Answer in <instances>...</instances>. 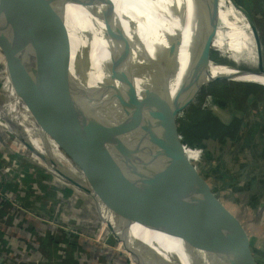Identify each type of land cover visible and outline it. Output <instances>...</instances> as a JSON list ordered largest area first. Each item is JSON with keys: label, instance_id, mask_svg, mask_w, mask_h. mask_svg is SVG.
<instances>
[{"label": "water", "instance_id": "95a60500", "mask_svg": "<svg viewBox=\"0 0 264 264\" xmlns=\"http://www.w3.org/2000/svg\"><path fill=\"white\" fill-rule=\"evenodd\" d=\"M13 1L0 0V30L4 39L3 42L0 40V49L5 56L11 82L31 110L39 129L80 168L87 179V185L67 178L59 169L56 171L77 192H83L93 199L101 223L107 227L130 261L133 264H168L164 255L138 240L131 230L134 223L132 210L138 201L140 188L155 175L158 168L160 147L156 146L158 149L151 154L153 159L149 165L145 161L163 120L167 146L162 151L167 150L171 176L176 172L183 187L201 200V206L195 208L184 197L180 188L176 195L168 193L163 210L164 219L172 226L176 219L178 226L186 230L188 236L194 237L190 226L200 227L203 224L204 211H209L218 224L219 250L226 252L229 264H241L233 247L226 242L225 234L235 237L239 243L238 248L244 251H248V239L189 164L184 144L177 140L178 135L173 127L178 113L176 110L180 111V107L168 110L158 81L157 61L150 57L137 36L131 40L120 21L117 22V27L113 17L103 16L110 36L115 37L121 33L122 50L114 76L106 86L89 88L88 91H81L82 95L74 93L76 99L71 101L67 96L69 89L61 87V83H65L62 76L66 73L52 75L48 63V51L58 42L55 35H48L51 22L58 19V28L64 34L70 35L65 30L64 15L57 0H32L23 16L17 11ZM230 1L251 27L259 54V72L224 67L264 75V48L258 27L245 8L235 0ZM217 8L218 0L203 2L204 20L199 23L192 39L193 45H202V54L196 57V62L191 66L212 65L208 62V53L217 32ZM21 18L24 25L20 23ZM23 26L29 29H21ZM22 32L26 38L21 35ZM197 36L199 40H196ZM179 41V36H176L165 55L167 58L158 55L155 59L173 65L174 51ZM81 60L78 59L81 68L85 70L86 63ZM68 78L67 83L73 84L75 79L71 76ZM215 81L246 83L194 75L183 82L180 96L185 103L180 106L187 107L202 85ZM40 156L47 164L56 166L43 155ZM157 211L158 205L151 203L146 215V229L155 230ZM186 211L187 214H184ZM198 236L205 246L204 253L212 257L214 253L208 246L206 234L201 232Z\"/></svg>", "mask_w": 264, "mask_h": 264}, {"label": "crops", "instance_id": "0c3cea01", "mask_svg": "<svg viewBox=\"0 0 264 264\" xmlns=\"http://www.w3.org/2000/svg\"><path fill=\"white\" fill-rule=\"evenodd\" d=\"M99 1L102 2V0ZM104 1L116 6V24L117 21L127 22L123 25L124 32L127 33L125 30L129 27L135 28L139 39L142 36L136 27L145 25L148 27L158 26L161 29L171 27L173 30L163 32L171 43L176 36H179V39L184 40V42L189 41L191 43L190 38H193L194 32L199 28V23L204 20V13L202 14V12L205 0ZM220 1L218 0L216 18V33L219 36L216 37V41L221 40L226 48L230 45L233 46L236 41H238L236 44L242 45L254 42L251 27L244 15L241 13L243 16L241 26L235 27L230 16L220 14V11L228 12L232 9V2L225 0L226 2H223L226 4L220 7ZM156 16H161L166 23L161 22L160 26L157 23L160 20L154 22L153 18ZM128 37L130 38L129 35ZM196 40H199L198 36ZM247 53L249 54V52H246L247 57L251 56ZM229 54L231 53L229 52ZM7 79L10 80L8 92L9 96L14 97L13 103H15L16 98L19 99L23 105L19 109L25 115L33 118L31 110L18 95L9 75ZM215 104L219 111H225L223 109L225 106L232 111L229 104L223 106V101H216ZM15 105L16 107L19 106L18 103ZM246 107L247 111L243 114V121L250 120L251 123H260L263 120L261 116L263 106L260 102H251ZM253 111L257 112V116L252 114ZM0 117L4 118L1 113ZM233 118L232 116L231 120ZM229 120L227 119L225 122L229 124L231 122ZM50 140L51 145L53 143L55 147L52 145L53 149H51L49 145V153L55 159L57 166L64 168L63 163L68 162L72 166L68 167L69 171L71 168L74 169L67 154L61 152V148L52 139ZM4 149L10 150V147L6 146ZM53 150L58 155L60 153L65 159L58 161ZM184 151L189 164L243 231L241 222L236 218L228 204L219 197L217 191L236 190L237 194L240 195V200H247L250 204L249 208L254 212L261 203L264 204V132L258 131L252 135L248 129L245 135L235 140L228 138L223 140L208 139L204 143L194 146L184 144ZM188 152H192L193 160L189 158ZM78 169L80 170V168ZM61 171L68 176L67 178L76 179L82 185H87V179L81 170L83 180H79L71 174L73 170L70 172ZM46 176L39 171L29 177V180H34L40 187L37 194L41 200L40 204L35 203L33 198L24 191L23 193L18 191L16 185L8 186L3 192L5 193L4 197L0 195V264H125L124 261L118 260L122 255L117 250L114 251L99 243L100 240L108 237L109 230L102 225L97 211L94 210L93 199L89 196L92 200L93 209H91L90 200L84 196L86 194L74 192L66 186V178H62L60 181L49 175V177ZM233 186L236 188H232ZM57 193H59L58 197L56 196ZM56 201L62 205L67 216V221L59 232L51 220L55 216ZM74 202L82 205L77 211H73ZM15 204L20 210L24 207L30 208L32 216L29 214L30 212L20 211L14 206ZM236 204L242 205V207H237L238 209L244 207L242 202ZM245 211H247L246 208ZM244 234L246 235L245 232ZM66 239L70 241L72 246L63 253L61 242L63 240L67 242Z\"/></svg>", "mask_w": 264, "mask_h": 264}, {"label": "bare ground", "instance_id": "6f19581e", "mask_svg": "<svg viewBox=\"0 0 264 264\" xmlns=\"http://www.w3.org/2000/svg\"><path fill=\"white\" fill-rule=\"evenodd\" d=\"M31 1L14 0L13 2L17 11L23 16ZM72 1H75V4ZM107 4H109V7L99 0H57V5L64 15L70 35L64 34L58 28L60 24L58 19L51 22L49 26L48 35H55L58 39L54 48L48 51L51 74L66 73L74 79L80 78L82 92L100 85H108L120 60L122 50L121 33L119 32L115 37L108 34V27L103 16L110 15L113 17V11L110 9L112 3ZM9 14L12 15L11 12ZM23 22V18H21V25L25 24ZM21 29L29 28L23 26ZM109 38L114 39V41ZM149 54L157 61L156 70L160 87L168 83L190 79L194 75L220 77L230 81H245L246 83L264 85V75L257 73L236 71L230 67H224V65L195 67L187 63V56H178L173 65H167L155 59L158 54ZM79 58L82 59L83 63H86L85 70L81 68ZM164 127V121L162 120L155 143L147 153L148 158L145 163L149 165L153 159L151 154L160 147L157 171L140 188L138 201L132 210L131 216L134 221L131 228L132 233L138 240L145 242L164 255L168 264H191L189 258L194 255L198 257L202 264H229L226 252L218 248L220 247L219 228L214 216L209 211H204L203 224L200 227L189 225L194 237L188 236L186 230L178 226L176 219L173 220L175 223L173 226L169 224V221H166L167 219H164L163 210L167 194L172 192L176 195L179 188L184 193V197L190 200L191 205L195 208L201 206V201L197 196L183 187V183L175 171L171 176L167 150L164 148L165 150L162 151V148L167 146ZM151 203L158 205V215L154 224L155 230L146 229L145 227L146 215ZM184 214H187V211ZM181 225L182 221L180 222ZM201 232L205 233L208 238V246L214 253L212 257L204 253L205 246L198 236Z\"/></svg>", "mask_w": 264, "mask_h": 264}, {"label": "rangeland", "instance_id": "374dc122", "mask_svg": "<svg viewBox=\"0 0 264 264\" xmlns=\"http://www.w3.org/2000/svg\"><path fill=\"white\" fill-rule=\"evenodd\" d=\"M223 1H225V0L220 1L221 2L220 7H222L223 5L226 4ZM102 2L106 3V5L109 7V4H107V2H105L104 0H102ZM237 2L239 3V5L241 7L247 9L248 13L252 17L253 21L255 23L257 22L256 25H259L260 31H261L260 37H262L261 39L264 40V0H237ZM72 3L75 4V1H72ZM110 9L113 11L112 16H114V21L116 23V20H117V18H116V6H114L112 4V8L110 7ZM220 14H223V15L227 14V17L230 16L233 20V21L232 20L231 21L233 22L235 27L241 26L240 24L242 22L243 16H242L240 11H238L236 8H234V6L228 12H226V11L221 12L220 11ZM158 20H160V21H158ZM162 20L163 19L161 16L160 17L156 16L153 18V21L154 22L158 21L157 23H159L160 26H161V22L166 23L165 20H163V21ZM117 22H119V21H117ZM120 24L124 25V24H127V22H125V21L120 22ZM64 27H65V30L70 33V30L68 29L65 20H64ZM122 27L124 29V26H122ZM136 29L139 31V33H141L140 35L142 36L141 39H139V38H137V39H139L141 45L143 46V48L148 53L158 54L161 56L166 55L169 47L171 46V41L168 39L167 36L164 35L163 32H168L165 30L171 31V30H173V28L167 27V28L161 29L158 26L148 27L145 25H143V26L139 25L136 27ZM125 31L128 33L130 38L132 37L131 39H133L134 36H137V32H136L135 28L129 27ZM2 34H3L2 30H0L1 42H3V40H4ZM191 34H193V33H191ZM21 35L24 36V38H26L25 37L26 35L23 32L21 33ZM216 36H217V33L212 40L213 43L211 44L210 51L208 53L209 54L208 62L210 64H212V65H226V66H232V67L237 68V69L247 70L250 72H259V54L257 51L256 43L254 45L256 47H254L251 44L252 42L247 43V44H243V45L239 44V43L236 44L238 41L234 42L233 46L230 45L229 47L226 48V50H228L227 51L228 54H229V52L231 53L230 58H228L226 55H223L216 48L217 46L215 47L214 42H215ZM190 39H191V47L185 48L183 51L180 50L183 41L181 43L179 41V45H178L177 49H175V51H174L175 57L172 61L173 63H175L176 58L178 56H181V57L187 56L188 57L187 63L193 64L194 62H196L195 61L196 57H198L202 54V48H201L202 45L200 43H196V45H193L192 44L193 38H190ZM262 45H263V43H262ZM263 48H264V45H263ZM246 52H249L250 55H254V56L256 55L255 56L256 58L252 57V59H251L250 56L247 57ZM263 52H264V50H263ZM163 58L165 59L166 57H163ZM263 58H264V53H263ZM6 64L7 63H6L5 56L3 55V53L0 49V113L4 117V118L0 117L1 122L3 123V125L7 129H9V128L12 129V127L15 125L18 127V124H22L23 122H24L23 124H26V123L31 124V125H33V127L36 125L35 129L37 130V133L40 136L43 135V134H40V133H43V131L41 129H39V126L37 125L35 120L32 117L25 115V113H23L19 109V108H22V106H23L21 101L16 98L15 103H13L14 97L9 96V92H8L9 88L8 87L10 84V80L7 79L8 75H9V69H8ZM208 78H216V77H208ZM62 79L65 83H61V87L65 88V89H69V91L67 92L68 93L67 96L71 101H75L77 93L79 95H82L81 94L82 93L81 92L82 81L80 78L75 79L73 84L67 83L69 78L66 74H63ZM187 80H189V79L180 81L179 83L178 82L168 83V84L161 86L163 98H164V101L166 102V104L168 106V110H172V108H175L177 106L180 107V111L176 110V113L177 112L178 113H177V117L174 120V126L173 127H174L176 134L178 135L177 140L183 142V144H186L185 141L187 140V137H186V135L183 134V131L189 129V127L194 128L193 124H195V123H194L193 118L196 115V111H197V114H198V111H200V110H201V112L203 111L202 113L209 112L210 115H212L213 117L217 116L222 121H226L227 119H230L229 121H231V122L234 120V118H239L240 114L243 113L241 111H237V113H239V114L234 115V113H236V112H234V108L232 106L233 104L227 99L229 97L224 96L226 94L223 93V91H221V90L219 91L218 94L214 93L216 91V87H213L212 85H213V83L219 82V81H215L211 84H207L204 86L202 85L200 87V89L197 91L198 93L196 94L194 99L190 101V103L187 105V107L186 106L185 107L180 106V105L185 103V101H182V98L180 96V93H181L180 89L183 85V82L187 81ZM229 83H235V82H229ZM245 84H247V83H245ZM248 84H254V85L264 87V85L257 84V83H248ZM66 85H69L70 87H68ZM74 93H76V94H74ZM224 97H226V98L224 99ZM184 100H185V98H184ZM216 101H223L224 104H229V107H232V111L229 112L228 108H226L225 111H219L216 108V104H215ZM17 103L19 105L18 107H16V105H15ZM252 114L257 116L256 111H253ZM232 116L234 118L231 120ZM204 117H207V116L205 115ZM196 118L197 117L195 116V119ZM9 120H11V121H9ZM195 122H197V120H195ZM252 127L253 126H250L249 128H252ZM2 135L4 138H6L4 133H2ZM48 139H49V137H48ZM50 139L48 140L47 145L48 146L50 145L51 149H53L52 145H53V147H55V145L53 143L51 145ZM61 152H64V151L62 150ZM54 153H55V156H56L58 161H60L61 159H65L64 156H62L60 153H59V155L55 151H54ZM188 156L190 159L193 160L192 152H188ZM67 157L69 158L68 155H67ZM63 164H64V168L62 166H60V167L58 166L60 171L66 170L67 172H70L73 170L71 174L75 175L77 177V179L83 180L81 178V175H82L81 171L73 164V162H72V164L74 166V169L71 168L70 171H69L68 167H72V166L68 162H65ZM225 186H227L226 183H225ZM232 188H236V187L233 186ZM79 194H81V193H79ZM217 194L219 195V197L222 198V200L226 204H228L230 209L235 213L234 215L241 222L242 227H243V231L246 233V237H247L248 242H249L248 251H244L243 249L238 248L239 243L235 240V237H232L225 232L226 233L225 234L226 235L225 240L228 244H231L230 246L233 247L234 254L239 259V262L241 264H264V204L261 203V205H259V207L254 212L252 209L249 208L250 204L247 200H240V195L237 194L236 190H231V191L220 190V191H217ZM81 195H83V194H81ZM84 196L88 200H90L89 206H91V209H93L91 198L88 195H84ZM240 202H242L244 204V207L242 209L237 208V207H242V205L236 204V203H240ZM74 205H73V211H77L82 207V205L80 203L74 202ZM245 208L247 209V211H245ZM94 210L96 211L95 206H94ZM254 214L256 215L255 219L253 218ZM228 240H229V242H228ZM111 243L115 246L114 239H111ZM123 255L124 256H121V258H118V260L121 262L124 261V263H126L128 258H125V257H127L125 254H123ZM189 260H190L191 264H202L196 255L190 256Z\"/></svg>", "mask_w": 264, "mask_h": 264}, {"label": "built area", "instance_id": "2783aa9c", "mask_svg": "<svg viewBox=\"0 0 264 264\" xmlns=\"http://www.w3.org/2000/svg\"><path fill=\"white\" fill-rule=\"evenodd\" d=\"M23 123L18 124V127L15 125L12 127V129L9 128L11 130L10 131L3 125L0 119V195L4 197L5 193L3 192H5L7 187L10 185H16L18 191H22V193L24 191L28 196H31L33 198L35 203L40 204L41 200L37 195L40 187L34 180H29V177L32 174L38 173L39 171H41L44 175H47L46 177L51 176L55 180L61 181L62 177L56 171L58 170L57 163L49 153L50 149L47 145V142L49 140L48 137L44 133H40L43 134L40 136L35 129V124V126L33 127V125L31 124ZM2 133L5 134L6 138L3 137ZM6 146H9L10 150L4 149V147ZM40 155H43L50 162L52 161L53 163H55L56 166L54 167L47 164ZM65 183L66 186L71 188L74 192L77 191L73 187H71L68 181H66ZM56 196L58 197L59 193H57ZM14 206L18 208L16 204ZM29 209H26L24 207L19 210L22 212H30L29 214L31 215L32 212ZM51 220L54 226L57 227L58 232L63 229V225H65L67 221V216L64 213V209L58 202L56 203L55 216ZM103 226L107 228L105 225ZM65 228L67 229V227ZM69 229L71 228L69 227ZM111 239L114 238L109 232L108 237L104 240H100L99 243L114 251L117 250V252L122 256H124L123 254H125L127 256L125 258H128L125 264H133L130 261L128 255L123 252L119 244L116 243V240L114 239V246L111 243ZM66 240L67 242H65L64 240L61 242V250L63 253H65L72 246L70 241L68 239Z\"/></svg>", "mask_w": 264, "mask_h": 264}, {"label": "trees", "instance_id": "16d2710c", "mask_svg": "<svg viewBox=\"0 0 264 264\" xmlns=\"http://www.w3.org/2000/svg\"><path fill=\"white\" fill-rule=\"evenodd\" d=\"M255 24H257V22ZM256 26L258 27L260 34L261 33L260 27L259 25ZM217 36H219V34H217ZM261 40L264 45V40L263 39ZM181 42H182V46L180 48L181 51H183L185 48L191 47V43L189 41L184 42V40L181 39L180 43ZM215 42H214L215 47L217 46L216 48L223 55H226L228 58H230L231 54L226 53L227 52L226 47L221 42V40L216 41L215 39ZM251 44L254 46L255 41L252 42ZM255 56L251 55L250 57L252 59V57L256 58ZM212 86L216 87V91L214 92L215 94H218L219 91L221 90L223 91V93L226 94L224 96L229 97L227 99L233 104L232 106L234 108V112H236L234 113V115L239 114L237 113V111H241L243 113L240 114L239 118H234L232 122L227 124V122L222 121L219 117L217 116L213 117L212 115H210L209 112L202 113L203 111L201 112V110L199 109L200 111H198V114L196 111V115H195L197 118L195 119V116L193 118L195 123L193 124L194 128L189 127V129L183 131V134L186 135L187 137V140L185 141L186 144L194 146L197 144L204 143L208 139L223 140L228 138L231 140H235L236 138H240L241 136L245 135L248 129L252 133V135L253 133H256L258 131L264 132V87L263 86H258L248 83L247 84L236 83V82L229 83L226 81L215 82L213 83ZM226 97H224V99ZM251 102H255V103L260 102L263 106V111L261 113L263 120L260 123L258 122L251 123L250 120L243 121V114L247 111L246 105L250 104ZM223 106H225V104ZM226 107L227 106L223 107V109H226ZM229 112H231L230 109ZM205 115L207 117H204ZM195 120H197V122H195ZM249 126H253V127L249 128ZM254 138L256 137L254 136Z\"/></svg>", "mask_w": 264, "mask_h": 264}]
</instances>
